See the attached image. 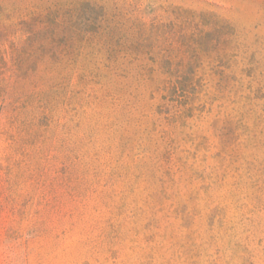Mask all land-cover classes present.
Listing matches in <instances>:
<instances>
[{
    "label": "rangeland",
    "instance_id": "374dc122",
    "mask_svg": "<svg viewBox=\"0 0 264 264\" xmlns=\"http://www.w3.org/2000/svg\"><path fill=\"white\" fill-rule=\"evenodd\" d=\"M99 6L209 10L234 30L164 100L147 56L113 68ZM54 10L26 72L29 23ZM0 264H264V0H0Z\"/></svg>",
    "mask_w": 264,
    "mask_h": 264
},
{
    "label": "trees",
    "instance_id": "16d2710c",
    "mask_svg": "<svg viewBox=\"0 0 264 264\" xmlns=\"http://www.w3.org/2000/svg\"><path fill=\"white\" fill-rule=\"evenodd\" d=\"M95 7L94 9H97ZM98 10L102 12V21L96 32L99 34L102 45L108 48L109 58L115 61L127 58L126 60L129 59L130 63H134L147 56L152 64L144 65L142 74L151 78L155 71L160 70L165 78L159 82L158 89L166 92L162 97L164 100H169L172 95H186L190 92L189 88L195 90L198 80L195 67L200 55L199 51L205 52L211 48L216 49V47L224 49L231 41L230 36L234 30L230 22L209 10L181 6L165 7L150 19L136 15L131 20L128 18L120 20L121 14L119 13L109 15L103 6H99ZM59 12L49 11L42 17L38 16L34 20L37 23L33 25L29 23L31 37L28 39V45L19 48L16 56L19 67L26 72L30 71L33 66H37L42 59H46L45 51L51 49V45L50 47L45 45L47 40L42 39L40 33L50 32L54 26L58 27L55 24L59 25L57 14ZM40 24L42 27L39 26ZM56 35L52 34V43L57 42ZM215 35L219 37L210 39ZM66 38L68 39V36ZM205 38L210 39L207 47L202 46ZM62 51L64 52L65 48ZM61 53L57 56L60 57ZM215 57L219 62L225 61L223 53ZM119 61L113 68L115 70L122 68V73L128 74L129 66ZM222 74L224 79L229 77L224 70Z\"/></svg>",
    "mask_w": 264,
    "mask_h": 264
}]
</instances>
